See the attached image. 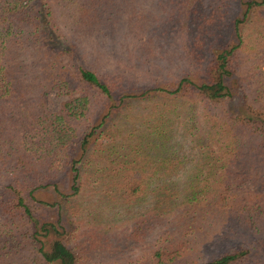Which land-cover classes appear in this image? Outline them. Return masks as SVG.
I'll return each mask as SVG.
<instances>
[{"label":"trees","instance_id":"trees-1","mask_svg":"<svg viewBox=\"0 0 264 264\" xmlns=\"http://www.w3.org/2000/svg\"><path fill=\"white\" fill-rule=\"evenodd\" d=\"M136 1L0 0V264H264V0H173L180 62L131 93L98 40Z\"/></svg>","mask_w":264,"mask_h":264},{"label":"rangeland","instance_id":"rangeland-1","mask_svg":"<svg viewBox=\"0 0 264 264\" xmlns=\"http://www.w3.org/2000/svg\"><path fill=\"white\" fill-rule=\"evenodd\" d=\"M177 7L173 0H137L131 5L128 24H124L117 34L102 36L98 40L106 49L102 62L120 70L128 83L135 85L131 93H139L145 86L155 84L160 72L169 71L172 59L179 64L184 33ZM190 27L194 35L197 26ZM118 34L119 38H114ZM129 49L133 51L132 57ZM65 99L51 91L47 95V105L51 110H57ZM238 108L243 111L242 105ZM37 195L44 200H53L51 190L39 191ZM229 242L240 245L243 240L224 238L219 234L203 246L204 252L214 256L220 248L230 245Z\"/></svg>","mask_w":264,"mask_h":264}]
</instances>
